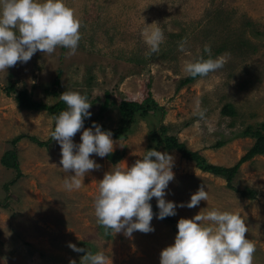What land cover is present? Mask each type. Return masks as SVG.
I'll list each match as a JSON object with an SVG mask.
<instances>
[{
  "label": "rangeland",
  "instance_id": "rangeland-1",
  "mask_svg": "<svg viewBox=\"0 0 264 264\" xmlns=\"http://www.w3.org/2000/svg\"><path fill=\"white\" fill-rule=\"evenodd\" d=\"M65 3L81 22L75 54L57 46L53 53L37 51L26 63L0 71V264H69L73 259L80 264L84 253L73 251L69 242L102 251L107 264H159L161 249L174 243L178 220L212 208L240 214L248 227L245 236L256 246L253 264H264V153L242 163L228 182L159 146L156 150L175 159L165 199L187 202L203 185L208 200L178 207L166 219H157L153 211L155 230H135L131 237L106 229L94 211L103 174L117 162L131 166L145 150L155 148L152 138L161 139L162 129L208 163L223 167H232L250 150L254 133H264V0ZM144 22L159 23L165 37L151 56L142 36ZM206 44L214 58L223 56V67L180 86L188 75L183 62L207 57ZM57 77L59 85H54ZM22 90L48 105L60 101L63 91H79L92 103L89 118L98 114L107 92L114 104L100 122L111 129L120 124L121 100L142 102L150 94L158 107L138 112L123 137L112 136L111 154H91L100 167L85 174L80 188L67 190L64 180L74 173H66L60 164V146L50 137L53 117L20 109L15 95ZM225 106H230V115L223 113ZM199 110L204 118L197 115ZM82 131L73 137L77 144ZM18 136L22 138L14 144ZM242 191L252 196L244 197ZM151 202L157 207L155 197Z\"/></svg>",
  "mask_w": 264,
  "mask_h": 264
},
{
  "label": "clouds",
  "instance_id": "clouds-1",
  "mask_svg": "<svg viewBox=\"0 0 264 264\" xmlns=\"http://www.w3.org/2000/svg\"><path fill=\"white\" fill-rule=\"evenodd\" d=\"M80 26L74 9L65 0H0V71L17 62L26 63L37 51L53 53L57 46L68 48L70 55L75 54ZM142 36L149 56L159 51L165 39L157 22H144ZM180 47L183 49L184 44ZM204 52L207 58L200 55L183 62L186 74L203 77L223 67V56L214 58L210 45L204 46ZM60 99L67 107L52 118L54 127L50 137L60 146L62 169L74 173L64 180L65 189L73 190L81 187L86 173L100 167L91 154L99 157L111 154L114 140L112 131L102 129L95 121L91 127H84V120L92 115L89 111L92 103L85 94L67 90L60 94ZM197 115L204 118V110H199ZM81 129L77 144L73 137ZM174 162L173 155L156 148L145 150L131 166L117 162L99 180L94 199L98 223L131 237L135 230L144 233L155 230L151 224L153 197L159 209L155 213L157 219L176 215L178 207L192 208L202 200L207 201L209 194L203 185L187 202L165 199V190L175 176ZM177 228L174 243L161 249L159 264H253L256 246L246 238L248 227L239 213L212 208L191 218H180ZM68 246L84 253L80 264H107L109 259L102 251L93 253L71 242ZM69 264L76 261L70 260Z\"/></svg>",
  "mask_w": 264,
  "mask_h": 264
},
{
  "label": "trees",
  "instance_id": "trees-1",
  "mask_svg": "<svg viewBox=\"0 0 264 264\" xmlns=\"http://www.w3.org/2000/svg\"><path fill=\"white\" fill-rule=\"evenodd\" d=\"M59 74L60 73H58V77ZM58 77L53 82L54 85H59ZM199 77L201 76L192 77L190 75H187L180 82V86L189 84ZM109 98H110V94L106 92L104 103L99 107L98 114L93 118H86L84 120V125L91 127L92 122L95 121L96 123L102 126V129L111 130L114 138H121L123 137L125 132L129 131V127L131 124L134 123L135 117L138 115L137 114L138 112L146 114L148 108L158 107L157 104L152 100L150 94H148V97L144 99L142 102L121 100L117 106L120 115V124L119 126H117V128L111 129L100 122L103 113L109 108V106H112L114 104L112 102L110 103ZM15 101L20 109L29 110V111H46L52 117L58 115L60 111L64 110L67 107V105L62 100L52 105H48L43 102L36 101L31 97V95L27 92V90H22L17 92L15 95ZM223 113H225L226 115H230L231 114L230 106L229 107L225 106L223 109ZM161 131L163 132L161 139L155 140L154 138H152L155 148H158L160 146L167 150H175L180 154V156L183 159L194 162L195 165L198 168H200L202 171L223 177L228 182H231L232 179L235 177L242 163L249 160L256 154L264 153V133L256 132L254 133L256 138L254 145L235 165H233L232 167L213 165L208 163L206 159L203 156H201L197 151H192L188 149L185 146V144L179 142L175 136H165L164 129H162ZM21 138L22 136L21 137L18 136L17 138L14 139L13 143L15 144ZM30 138L36 141V143H38L39 145H43V143L39 142L37 138L34 137H30ZM10 161H11V166L16 171V178H18L20 175V170H19L17 155L15 151H12L10 155ZM241 195L247 198H250L252 196L251 192L249 191H242ZM150 203L152 204L151 201ZM152 210L156 213L159 211V209L154 204H152ZM164 219H166V217Z\"/></svg>",
  "mask_w": 264,
  "mask_h": 264
}]
</instances>
